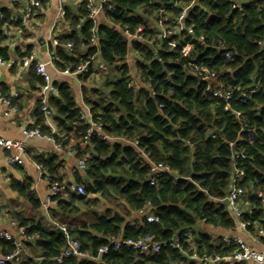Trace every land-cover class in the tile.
Masks as SVG:
<instances>
[{"label":"clouds","instance_id":"9594fccd","mask_svg":"<svg viewBox=\"0 0 264 264\" xmlns=\"http://www.w3.org/2000/svg\"><path fill=\"white\" fill-rule=\"evenodd\" d=\"M219 4L223 8L216 14L225 18L220 27L225 32L231 29L227 37L198 30V23L213 11L209 0H0L6 9L0 11V264H65L69 257L71 264H106L105 254L112 252L109 245L114 243L115 251H122L123 228L118 233L90 230L83 238L73 235L80 224L68 223L60 198L67 201L74 193L88 196L85 189L94 187V180L106 179L100 166L109 157L114 162L110 171L117 176H131L142 168L150 184L158 185L157 176L171 171L176 161L177 153L169 151L170 145L179 146L181 153L182 167L175 174L190 178L203 167L205 136L180 133L196 117L205 128L210 126L213 140L219 137L232 153L237 140L244 137L239 131L230 132V124L248 129L252 137L259 135L257 143L264 147V133L258 134L250 123L257 115L264 122V109L240 107L251 104L254 94L255 99L264 100V0H220ZM229 14L235 17L230 24ZM117 16L122 23H117ZM126 16L139 18L142 26L133 29ZM148 29L152 51L142 55L133 50V41L143 40ZM108 31L123 34L127 55L123 49L120 56L108 54ZM170 36L175 39L169 40ZM164 42L170 46L173 62L182 66L167 71V80L175 77L173 83L183 85L191 75L196 85L206 81L204 98L214 104V110L205 112L198 101L177 104L178 96L164 97L155 79L148 76L152 60L161 61L163 68ZM209 47L222 55V67L205 69L196 61ZM249 68L251 79L245 71ZM233 81L240 83L239 89ZM198 91L195 88L193 95ZM193 108L192 121L173 119L175 110ZM217 120L230 123L221 128ZM248 145L239 152V166L235 159L231 162L233 175L222 198L226 210L199 219L197 232L188 229L183 234L186 247L173 233L171 247L179 252L174 264H189L182 257L205 264L207 253L201 256L194 251L198 232L210 233L213 245L234 247L230 264H264V155L252 150L256 146L252 138ZM100 149H105L104 161L99 159ZM119 191L115 187L97 193L99 203L76 209L77 220L87 221L90 229L98 217L109 221L122 217L124 223L136 217L144 223L140 217L146 216L148 222H159L153 201L134 210L128 199L117 195ZM210 191L207 198L215 200L219 187L213 185ZM209 220L220 227H209ZM54 228L63 231L61 243L43 246L39 229ZM101 240L106 243L98 247ZM147 240L151 251L158 252L165 243L152 236ZM128 243L151 254L144 239Z\"/></svg>","mask_w":264,"mask_h":264},{"label":"trees","instance_id":"16d2710c","mask_svg":"<svg viewBox=\"0 0 264 264\" xmlns=\"http://www.w3.org/2000/svg\"><path fill=\"white\" fill-rule=\"evenodd\" d=\"M220 0H209V7L213 10L207 15V19H204L198 23V30L203 32H208L213 36L227 37L231 33L229 28L227 32L220 27L221 24L225 22L223 15H217V9H222L223 5H220ZM247 7V5H245ZM233 13L235 9L232 10ZM191 15V13L189 14ZM132 20L133 29L140 28L142 25L139 22V18L132 19L130 17H125V21ZM193 19H196L193 16ZM235 17L231 14L227 17V22L230 24L234 21ZM187 20V18H186ZM191 23L190 21H188ZM117 23H122L119 17L117 16ZM101 29H104L106 26L101 25ZM122 33H117L114 31H108L105 33V41L107 46V52L113 57L121 55V49H123V54L127 55V44L122 39ZM152 32L150 29L145 31V38H151ZM173 37L170 40H174ZM179 47V45H177ZM145 49L148 51L145 52ZM133 50L142 55H150L151 50L146 45L133 41ZM162 57H164L163 68L161 69L159 65L161 61L152 60L153 70L148 72L150 78H154L156 83L159 85L160 91L163 92L164 97L168 95H175L179 97V100L175 102L177 104H182L184 100H189L199 103L201 109L205 112L208 110H214V104L209 100L205 99V87L207 82H202L200 85L195 84L196 77L188 76L187 83L181 85L180 83H173L176 78L173 77V81H168L166 72L175 71L176 69L182 67L181 65L175 64L173 62V53L170 50V46L167 42H164V46L160 49ZM222 52V51H220ZM196 61H200L201 65L205 67H222L224 64V59L222 55L216 53L214 48H205L197 56ZM196 61H193L194 63ZM205 61H211V64H205ZM141 64L145 63L143 60ZM247 73V78L251 79V68L245 70ZM153 72H156V75L153 76ZM237 72H240V69L237 68ZM224 74H227V70H224ZM91 73L89 74V76ZM236 88H240V83L233 81ZM121 85L117 84V88H120ZM247 87V85H245ZM200 88V91L195 92L193 95L194 89ZM166 89V91H165ZM210 95V93H209ZM163 98V97H161ZM199 98V99H198ZM264 109V100L255 99V94L251 98V104H241L240 107L245 111H256V107ZM195 109L180 110L177 109L173 112V119H183L185 121H192L191 113ZM221 128L225 124L230 123L228 120H217L215 122ZM251 126L256 129V132L264 133V122H261L259 115L251 118ZM230 132L239 131V135L244 137V139L237 140L236 153H239L241 149H244L248 145V139H253V144L255 148L252 150L257 152L260 155H264V147H260L257 143L261 139L259 135L252 137V134L248 129L239 130V125L230 124L228 129ZM122 131V129H121ZM193 132H203L205 136V146L206 153L203 154L204 161L203 167L197 168L193 171L190 178L185 177L184 175H176V169L182 167L180 164L181 153L179 146L173 148L169 146V151H176V161L173 164L171 175H164L159 178L158 185H150L149 179L147 178V173L141 168L131 176H117L112 173L110 170L114 166V162L109 157L106 163H102L100 166V171L103 175L106 176V179L101 182L100 180H94L92 188H86L85 191L88 193V196H77L71 195V199L64 201L60 199V206L65 209V215L68 217L76 216L74 214L76 209L83 208L85 205L88 207H94L99 203L97 193L100 195L104 191H111L115 187H119L120 191L117 194L118 196H123L125 199H128L129 206L134 210H138L140 207H143L149 200L155 203V208L153 209V214L159 217V222L147 223L145 220L146 216L140 217V220H143L144 223H139L136 217L132 218V221L124 223L123 218H113L111 221L105 219L104 217H98V223L90 229L88 224L79 229L73 231V235H79L80 237H85L86 233L90 230L95 233V231H107L109 233L116 232L118 233L121 227L123 228V239H133L136 240L144 236H152L155 240L166 241L170 239L173 233H183L188 229H191L193 232H197L195 225L199 219H203L206 216H212L216 213H221L222 210H226V207L217 202V200L222 199L224 195V189L228 182H230L232 177V160L233 155L230 149L226 146L225 143L219 141V137L214 141L213 136L209 134L210 126L205 128L204 124L200 123V117H196L192 123H190L185 131H182L180 135H191ZM232 137L230 136L229 139ZM105 149H100L101 155L99 159L104 161L105 157L103 155ZM118 155V152L116 153ZM250 158V157H249ZM237 161V166H239L240 159H235ZM54 163V162H53ZM258 167V166H257ZM264 174V173H262ZM141 177H144L141 179ZM255 177V173L253 174ZM126 181V183H124ZM264 183V181H261ZM199 184L200 188H197L196 185ZM143 185V188H141ZM215 185L219 187V192L217 193V198L215 200H209L207 197L212 195L210 188ZM21 191L24 190V186L17 184ZM194 190V194H193ZM141 191L144 192L143 196H138L137 194ZM92 203H89V201ZM216 204H219V207H216ZM105 211H109L105 209ZM217 220L220 219V216L215 217ZM257 221H253L255 225ZM133 224V225H132ZM206 224L209 227H220V225H212L211 221H206ZM30 227H34L30 225ZM41 233V243L43 246L47 247L48 245H58L61 243V237L64 235L59 234L56 230L49 231L46 229H39ZM196 241V251L198 254H205L209 256H229L233 253L234 248L223 246L216 247L211 243V238L206 233L198 232L195 235ZM106 243L105 240H101L98 244V247L104 246ZM186 247V244L184 245ZM122 251L116 252L112 250L111 254H105L106 264H174L175 257L179 255L177 250L171 248H163L161 251L154 255H144L140 254L131 248L121 247ZM183 259H188V257H182ZM189 261V259H188ZM65 264H71V258H66ZM189 264H195L189 261Z\"/></svg>","mask_w":264,"mask_h":264},{"label":"built area","instance_id":"2783aa9c","mask_svg":"<svg viewBox=\"0 0 264 264\" xmlns=\"http://www.w3.org/2000/svg\"><path fill=\"white\" fill-rule=\"evenodd\" d=\"M150 30H151V29H150ZM173 37H175V36H170V37H169V40L172 39ZM148 40H149V38H145V37H144L143 40H134V41L146 45V46L149 47V49L152 51V46L148 43ZM220 51L223 52L224 49H221ZM91 75H92V74H91ZM202 82H206V81H202ZM237 89H239V88H237ZM220 99L222 100V98H220ZM233 147H234V146H233ZM233 158H234V159H238V160H239V159H240V160L242 159L241 156L239 155V153H236V152L233 154ZM164 175H171V172H170V171H168V172H161V173L157 176V179L163 177ZM232 175H233V173H232ZM149 184H150V182H149ZM150 185L153 186V185H155V184H150ZM229 192H230V190H229ZM74 194H75V193H74ZM75 195H77V196H84L83 194H75ZM217 202H219V203L223 204L224 206H226V205L222 202V199L217 200ZM226 207H227V206H226ZM145 220H146L147 223H151V222H148V221H147V218H146V217H145ZM152 222H156V221H152ZM132 225H133V224H132ZM184 233H185V232H183V233H177V234H175V235H176L177 237H179L181 240H184V236H183ZM148 237H149V235L144 236V237H140V238H138V239H136V240H133V239H123V238H122L121 247L124 246V247L131 248L132 250H134V251H136V252H138V253H140V254H144V255H154V254H157V253H159V252L161 251V249H163V248H171V249H174V250H177V251H178V249H176V248H174V247H171V238L168 239V240H166L165 243H162V244L159 245V251H158V252H157V251H151L152 244L147 240ZM141 239H144L145 242L149 244V250L151 251V254H147L146 252L141 251V250L139 249L138 244H136V243H128V241L138 242V241H140ZM194 239H195V236H194ZM218 239H219V238H218ZM153 240H155V239L153 238ZM185 244H186V240H184V245H185ZM214 246L219 247V246H222V245L217 244V245H214ZM102 247H103V246H102ZM109 247H110L112 250H115L114 243L111 244V245H109ZM223 247L228 248V247H231V246H223ZM233 248H234V247H233ZM194 251H196V249H194ZM235 252H236V249L234 248L233 253H235ZM233 253H232L231 255H229V256H218V255H215V256H209V255H208V260L205 261V264H211V261L214 260V259H216V258H218V259H216V264H230V258H231V256L233 255ZM106 254H107V253H106ZM199 255L202 256V255H204V254H199ZM69 258H70V257H69ZM188 259H189V261H191V262L197 264V262H196L195 260H192L190 257H188ZM236 264H239V262H236Z\"/></svg>","mask_w":264,"mask_h":264},{"label":"crops","instance_id":"0c3cea01","mask_svg":"<svg viewBox=\"0 0 264 264\" xmlns=\"http://www.w3.org/2000/svg\"><path fill=\"white\" fill-rule=\"evenodd\" d=\"M6 9H4L2 6H0V11H5ZM28 47H31V45L29 44V45H27ZM93 75V74H92ZM92 75H90L89 76V79H91V76ZM0 82H2V81H0ZM54 83H55V81H54ZM17 184H21L19 181H16V185ZM22 185V184H21ZM73 195H75V194H73ZM60 199H62L63 200V198H60ZM65 201V200H64ZM68 201V200H67ZM134 218V217H133ZM130 222V221H129ZM68 223H70V224H72V223H74V224H80V227H82V226H85V225H87V221H84V220H77V216H73V217H68ZM54 230H57V229H51V230H49V231H54ZM203 233H206L208 236H210V238H212L211 237V234L210 233H208V232H203ZM217 238H219V237H217Z\"/></svg>","mask_w":264,"mask_h":264},{"label":"water","instance_id":"95a60500","mask_svg":"<svg viewBox=\"0 0 264 264\" xmlns=\"http://www.w3.org/2000/svg\"><path fill=\"white\" fill-rule=\"evenodd\" d=\"M234 153H232V155H233ZM59 234H61V235H63V231L61 230V229H57L56 230Z\"/></svg>","mask_w":264,"mask_h":264},{"label":"rangeland","instance_id":"374dc122","mask_svg":"<svg viewBox=\"0 0 264 264\" xmlns=\"http://www.w3.org/2000/svg\"><path fill=\"white\" fill-rule=\"evenodd\" d=\"M226 207V206H225Z\"/></svg>","mask_w":264,"mask_h":264}]
</instances>
